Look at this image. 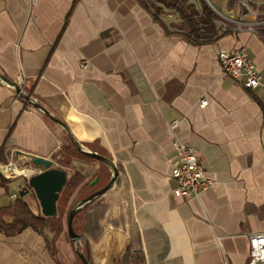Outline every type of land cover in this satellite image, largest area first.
Listing matches in <instances>:
<instances>
[{
    "label": "crops",
    "instance_id": "crops-1",
    "mask_svg": "<svg viewBox=\"0 0 264 264\" xmlns=\"http://www.w3.org/2000/svg\"><path fill=\"white\" fill-rule=\"evenodd\" d=\"M215 1L223 11L225 1ZM171 17L154 19L138 0H0V75L118 169L120 182L84 214L78 246L90 264H120L128 248L139 251L135 264H246L248 235L264 232L261 93L224 75L217 57L244 49L264 73V41L215 21L225 34L192 44L166 30ZM174 137L196 149L214 181L198 196L172 193ZM68 141L61 125L0 81V162L53 161ZM20 183L0 172V219ZM52 236L0 231V264H81L66 221L54 251L46 247Z\"/></svg>",
    "mask_w": 264,
    "mask_h": 264
},
{
    "label": "built area",
    "instance_id": "built-area-1",
    "mask_svg": "<svg viewBox=\"0 0 264 264\" xmlns=\"http://www.w3.org/2000/svg\"><path fill=\"white\" fill-rule=\"evenodd\" d=\"M205 1L220 17V20L217 21L222 23V30H227L231 27L241 30L247 27L258 33V29L264 26V16L258 19L259 14H264V9H253L251 3L254 0H235L232 5L228 4V0H224L223 11L221 12L214 9L211 1ZM261 1L264 3V0ZM193 4L196 6L195 2ZM235 15H238V18H235ZM217 57L221 72L239 81L244 88L260 92L261 102L264 105V73L257 68L256 63L247 51L244 49L220 50ZM207 103L206 98H201L199 106L203 108ZM177 125L178 121L173 120L169 126L173 131ZM173 152L170 176L175 181L172 193L176 198L198 196L214 183L211 178L205 176L194 147L174 137ZM19 161V159L11 158L6 163L0 162V172L5 178L11 181L21 180L17 189L10 194V198L13 201L20 197V189L27 186L28 179L35 174V171H38L32 163L22 166ZM248 243L249 251L246 264H264V232L248 235Z\"/></svg>",
    "mask_w": 264,
    "mask_h": 264
},
{
    "label": "trees",
    "instance_id": "trees-1",
    "mask_svg": "<svg viewBox=\"0 0 264 264\" xmlns=\"http://www.w3.org/2000/svg\"><path fill=\"white\" fill-rule=\"evenodd\" d=\"M146 9H148L154 19L161 21V15L175 13L179 21V25L175 26L171 24L173 30L168 32H173L179 34L182 38L188 42L196 45H200L205 42H210L220 38L225 34L226 31H222L215 24V21L220 20V17L214 12V10L208 5L205 0H198L199 7L197 8L190 0H138ZM235 0H228V4L232 5ZM168 10V12H166ZM259 37L264 41V26L258 29ZM66 150L76 157L93 159L83 152L77 150L75 146L68 141L66 143ZM0 150V156L2 155ZM102 164V163H101ZM98 176V182L101 177L98 173H95L94 177ZM93 177V178H94ZM87 178V173H73L67 180L65 186L63 187L59 198L57 200V214L53 217L43 216L39 211H34L25 197H18L9 206L1 210L2 218L0 219V231L6 235H16L26 228H31L39 234H43L45 230H50L53 233L52 239H46V247L50 251H54L55 238L63 230V214L64 207L71 197L75 189L81 185ZM90 181H92V179ZM89 181V182H90ZM89 182H86L79 188L77 195L82 194V192L87 189ZM95 183V186L97 183ZM33 194V192L31 191ZM88 195V194H87ZM85 195V196H87ZM83 196L81 199L85 198ZM79 201V200H78ZM78 201H73V207L71 204L70 209L74 208ZM88 207V204L82 207L73 217V227L78 235H83V220L84 213ZM66 216V222L68 219V214ZM3 216H8L12 218L11 222H7L3 219ZM78 249L87 257V253L83 250V247L78 246ZM135 255V256H133ZM78 257V256H77ZM139 251H134L131 253V249H126L123 254L120 264H135V261L139 260ZM79 258V257H78ZM89 262V260H88ZM90 264V263H89Z\"/></svg>",
    "mask_w": 264,
    "mask_h": 264
},
{
    "label": "water",
    "instance_id": "water-1",
    "mask_svg": "<svg viewBox=\"0 0 264 264\" xmlns=\"http://www.w3.org/2000/svg\"><path fill=\"white\" fill-rule=\"evenodd\" d=\"M0 81H3L4 83H7L8 85L12 86L15 90V93L34 107L40 108L44 111L46 115H48L53 121L61 125L66 133L68 138L70 139L71 143L75 146V148L84 154L88 155L89 157L99 161L106 167H108L111 170V178L109 181L99 189L95 190L93 193L89 194L83 199H80L76 206L72 209H70L67 219V231L68 235L72 242H74L75 247V253L79 257L81 264H89L87 257L78 249V242L80 239H82L83 236L78 235L73 227V217L75 214L85 205H87L89 202L94 200L96 197L102 195L105 193L108 189H110L113 185L118 184L120 182L119 178V172L118 169L114 163V161L102 154L88 151L85 149H82V147L78 144V142L74 139V137L69 132L66 125L58 118L53 117L49 114L48 111L42 108V106L38 103H35V101L27 94L23 92L21 87L15 83L14 81L0 75ZM31 163L39 170L38 173H35L32 175L27 182V186H24L20 189L19 195L23 197L29 190H32L38 204L40 206V212L43 216L46 217H53L56 216L57 213V200L59 198V195L65 186L67 180H68V172L64 168H56L53 167L52 161L49 159H45L40 156H32L31 157ZM98 178H95L91 185H94L96 183Z\"/></svg>",
    "mask_w": 264,
    "mask_h": 264
},
{
    "label": "rangeland",
    "instance_id": "rangeland-1",
    "mask_svg": "<svg viewBox=\"0 0 264 264\" xmlns=\"http://www.w3.org/2000/svg\"><path fill=\"white\" fill-rule=\"evenodd\" d=\"M190 2H192V3L195 2L196 6L199 7L198 0H190ZM212 3L217 8H221V5H222L221 1L212 0ZM251 6L255 10L264 9V3L261 0H254V2L251 3ZM171 15H172V17L170 19H173L172 24H174L175 26L179 25L181 22L179 21V19L175 15V13L172 12ZM263 16H264V14H259L258 15V19H261ZM246 17H245V19H247ZM235 18H238V15H235ZM65 147H66V144L59 150V152L57 154L54 155V159L52 161L53 167L64 168L68 172V178L73 173H87V178L81 185H79L75 189V191L73 192L71 197L68 199V201H67V203H66V205L64 207V214H63V221H62L63 222V226H64V222L66 221V216H67V213L69 211V207H71L72 202L74 200L78 201L83 196H85L87 194L89 195V194L93 193L95 190H97L100 187L104 186L109 181V179L111 178V175H112L111 170L108 167H106L105 165L101 164L99 161H97L95 159H87V158H81V157L73 156V155H71L69 153V151L66 150ZM1 162L6 163L7 159H5V160H3ZM22 162L23 161H21V160L19 161V163L22 166H27V165H29V163H31V161H29L27 163H22ZM38 172L39 171H35V173H38ZM95 173H98L100 175V177H101L100 181L99 182L97 181L98 183H97L96 186H95V184L91 185V182L95 178H98V176L94 177ZM91 178H93L92 181H90ZM17 182H20V180H17ZM86 182H89V186L87 187V189H85L82 192V194L77 195V191L79 190V188L82 187V185L84 183H86ZM30 195H31L30 198H28V203H29L30 207L34 211H39L40 212V206L38 204V201H37L34 193L33 194L30 193ZM72 207H73V204H72ZM83 223H84V220H83Z\"/></svg>",
    "mask_w": 264,
    "mask_h": 264
}]
</instances>
